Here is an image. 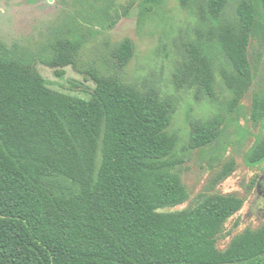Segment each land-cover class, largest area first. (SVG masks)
<instances>
[{"label": "trees", "instance_id": "trees-1", "mask_svg": "<svg viewBox=\"0 0 264 264\" xmlns=\"http://www.w3.org/2000/svg\"><path fill=\"white\" fill-rule=\"evenodd\" d=\"M9 1L65 16L37 46L18 27L8 38L0 16V264H264V221L242 226L245 199L217 187L235 159L203 190L185 181L187 152L215 142L243 99L252 97L250 120L264 121L257 0H179L192 23L177 39L175 86L216 108L191 120L186 147L173 128L176 95L129 79L132 38L104 55L107 66L94 63L88 98L51 87L38 69L63 76L77 66L81 23L115 27L124 19H114L117 0L0 4ZM248 160L264 161V136Z\"/></svg>", "mask_w": 264, "mask_h": 264}, {"label": "rangeland", "instance_id": "rangeland-1", "mask_svg": "<svg viewBox=\"0 0 264 264\" xmlns=\"http://www.w3.org/2000/svg\"><path fill=\"white\" fill-rule=\"evenodd\" d=\"M257 6L259 15L253 33V48L254 52L260 53L259 57L264 63V11L260 0H257ZM127 7L130 9L123 15ZM59 8L47 7L38 12L13 6L12 1H9L0 4V16L9 33L8 38L10 35L17 36L15 29L18 27L20 32L30 36L31 45L37 46L41 42L39 40H45L48 24L59 15L65 16V11ZM118 14L124 19L115 27H111V21L103 20H97L93 25L88 20L81 23L79 30L84 40L83 54L78 58L77 66L68 65L63 68V76L58 75L56 68L46 63L38 62V69L51 87L88 98L91 89L96 86L89 74L94 63L100 68L107 66L104 55L123 38H132L136 52L129 67L128 78L142 84L152 81L164 93L176 95L179 108L173 128L182 131V145L186 147L191 120L207 119L216 112V108L207 100H200L192 92L179 90L175 86L174 71L180 44L177 39L183 30L181 28L192 23V19L181 9L179 0H117L113 10L114 19H120ZM260 73L259 82L263 88L264 65H261ZM251 98L248 96L243 99L215 142L202 149L187 152L188 170L185 175L190 189L198 192L209 186L211 176L225 161L235 159V171L217 187L223 193H234L245 199V205L240 211L242 226H258L264 221V217L256 215L257 208H264V195H256L257 181L264 174V161L253 164L248 160L255 144L264 136V121L255 125L250 120Z\"/></svg>", "mask_w": 264, "mask_h": 264}, {"label": "flooded vegetation", "instance_id": "flooded-vegetation-1", "mask_svg": "<svg viewBox=\"0 0 264 264\" xmlns=\"http://www.w3.org/2000/svg\"><path fill=\"white\" fill-rule=\"evenodd\" d=\"M263 176H264V174H263ZM263 176L260 177V179H258L257 184H256V190H257L256 195L258 197H261V195H264V179H263ZM256 215H257V217L258 216H261V218L264 217V208H262V207L257 208L256 209Z\"/></svg>", "mask_w": 264, "mask_h": 264}]
</instances>
